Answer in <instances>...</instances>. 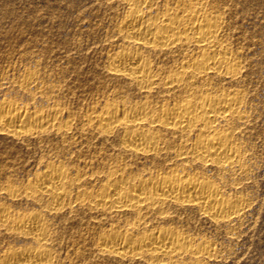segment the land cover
Listing matches in <instances>:
<instances>
[{
	"label": "rangeland",
	"instance_id": "374dc122",
	"mask_svg": "<svg viewBox=\"0 0 264 264\" xmlns=\"http://www.w3.org/2000/svg\"><path fill=\"white\" fill-rule=\"evenodd\" d=\"M209 1L222 11L223 40L241 67L233 80L216 78L211 93L226 90L241 94L246 119L235 122L234 133L247 163L244 172L222 171L192 159L185 166L190 175L211 181L224 198L244 202L245 209L232 222H212L197 210L171 207L167 219L149 216L145 227L134 231L177 227L195 243L201 240L213 247L216 255L207 256L204 264H264V0ZM116 5L108 0H0V102L10 101L41 113L56 105L63 113L62 131H67L65 136L57 127H48L36 136L15 138L0 132V209L16 217L44 214L49 230L46 244L57 264H149L151 259L123 261L97 247L104 232L131 227L132 213L115 214L79 202L53 213L48 211L47 198L31 200L28 188L48 166L63 165L62 169L72 173L70 194L74 199L82 192L96 193L108 173L118 167L125 169L127 178L139 179L166 174L170 166H183L173 150L150 158L125 153L120 132L104 135L84 126L107 104L139 106L147 101L160 106L173 105L179 99L163 87L155 88L146 99L139 87L109 74V55L126 44L117 26L125 8ZM171 56L153 55L152 60L169 66L176 55ZM31 74L38 82L23 84L24 77ZM14 232L0 226V262L7 249L34 246L29 238Z\"/></svg>",
	"mask_w": 264,
	"mask_h": 264
},
{
	"label": "bare ground",
	"instance_id": "6f19581e",
	"mask_svg": "<svg viewBox=\"0 0 264 264\" xmlns=\"http://www.w3.org/2000/svg\"><path fill=\"white\" fill-rule=\"evenodd\" d=\"M108 1L125 8L119 12L123 14L125 11L123 16L118 14L122 18L117 26L126 42L109 55V74L139 87L146 99L157 87L178 94L179 99L173 105L160 106L147 101L139 106L107 104L90 116L84 126L104 135L120 132L125 153L150 158L173 150L184 167L167 166L166 174L161 172L139 179L127 178L125 169L118 167L107 171L108 176L96 193L84 190L85 193L74 199L70 194L72 173L70 175L68 169H62L63 165L59 167L53 163L36 176L27 193L30 198H47L50 201L48 211L53 213L79 202L114 213L135 215L131 227H113L100 235L97 247L103 254L122 260L145 257L151 259L149 264H204L207 256L213 258L216 255H213V247L201 240L195 243L177 227L159 226L141 233L134 230L135 227H145L143 225L147 224L149 216L167 219L171 207L197 210L212 222H232L240 218L245 209L244 202L224 198L211 181L202 180L196 174L190 175L185 166L188 159H192L203 165L213 164L222 171L238 169L244 172L247 163L245 152L234 133L235 122L246 119L241 94L226 90L219 94L211 93L215 90L216 78L233 80L241 68L238 58L223 40L222 11L209 0ZM153 55L176 56L173 64L163 63V66L153 62ZM36 81L38 79L31 74L26 75L22 83L32 85ZM59 109L55 105L48 112L41 113L21 108L10 101H1L0 132L15 138L37 135L48 127H57L66 136L67 131H62L60 123L63 113ZM64 128L68 130L69 126L66 124ZM28 214L16 217L0 209V226L14 229L34 245L21 250H5L0 264H57L46 244L49 230L44 214L43 217Z\"/></svg>",
	"mask_w": 264,
	"mask_h": 264
}]
</instances>
